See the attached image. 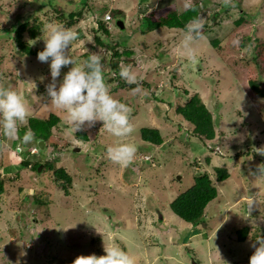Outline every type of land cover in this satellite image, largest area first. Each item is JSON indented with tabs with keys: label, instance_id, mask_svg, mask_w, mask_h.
<instances>
[{
	"label": "rangeland",
	"instance_id": "rangeland-1",
	"mask_svg": "<svg viewBox=\"0 0 264 264\" xmlns=\"http://www.w3.org/2000/svg\"><path fill=\"white\" fill-rule=\"evenodd\" d=\"M153 1L154 6L146 7L148 0H52L67 12L81 10L86 2L85 16L70 28L77 39L68 54L82 64L83 53L95 46L93 54L101 56L110 94L131 109L133 132L118 138L99 121L80 131L67 125L65 113L47 97L48 63L22 55L14 30L2 33L18 18L32 16L22 39L43 50V26L58 23L54 9L44 7L43 0H0V86L16 90L29 111L17 138L0 131V181L6 189L0 196V264H73L81 255H104L105 245L119 246L134 264H249L251 245L264 238V99L250 88L261 77L259 64L264 66V51L259 62L251 56L264 40V0H200L208 6L201 11V34L190 43L191 52L183 45L181 30L163 28L145 36L140 25L151 12L155 18L166 17L197 0ZM104 3L109 5L105 11ZM89 8L101 11L94 14ZM110 9L125 13L115 16L112 35L135 46V63L129 67L136 83L113 80L112 50L95 45V21ZM242 16L245 22L239 26ZM118 22H124L125 30ZM36 24L44 33L31 40L29 30ZM114 39L108 41L114 44ZM213 40H218L217 48ZM70 67L62 68L58 79ZM121 82L127 86L120 87ZM196 95L213 114L215 141L200 139L175 111ZM51 115L60 122L51 129L46 148H35L39 134L30 118L47 120ZM142 128L159 129L163 145L145 143ZM29 129L34 140L22 145L19 137ZM78 133H86L88 140H80ZM120 142L137 147L126 166L107 154L109 146ZM213 144L212 150L208 146ZM47 160L64 170L69 185L59 187L45 165L39 173L32 168ZM215 167L229 169L230 177L215 182L219 196L207 207V231L193 229L170 204L194 185L195 172L212 178ZM245 228L249 239L240 242L238 231Z\"/></svg>",
	"mask_w": 264,
	"mask_h": 264
},
{
	"label": "clouds",
	"instance_id": "clouds-1",
	"mask_svg": "<svg viewBox=\"0 0 264 264\" xmlns=\"http://www.w3.org/2000/svg\"><path fill=\"white\" fill-rule=\"evenodd\" d=\"M191 7V3L185 4V9ZM108 14L112 17L111 13ZM112 22L113 17L112 29H109L105 20L110 31L114 28ZM185 29L183 45L191 52L190 43L200 36L202 24L197 18H193L185 25ZM45 31L46 38H43L45 46L42 51H38L37 60L49 65L51 82L46 85L47 97L52 106L65 113V123L75 131H80L85 126L92 127L99 121L115 137H126L131 134L133 132V125L129 119L131 109L110 94L103 75L101 56L94 53L82 64H77L68 54L71 43L77 39V33L60 23L48 25ZM233 43H238V40H234ZM69 65L71 67L63 74L62 79H58L61 77L62 68ZM119 75L126 83L132 84L137 81L135 72L129 66L121 67ZM132 91L134 93L139 91V87ZM28 115V107L21 95L12 88L0 86V131L3 135L17 138L18 130L27 122ZM19 139L22 145L30 144L34 140V133L29 129ZM41 139L43 138H38L37 144H34L35 148H40ZM44 140L47 146L48 140ZM208 147L213 150L210 145ZM136 151V145L127 142L116 143L107 148L109 159L125 166L132 162ZM215 151L218 152V148ZM261 152L264 154V151ZM255 240L256 243L251 245L254 251L249 258V264H264V238L259 237ZM104 252V255L99 256L94 253L78 256L73 264H134L132 257L119 246L105 245Z\"/></svg>",
	"mask_w": 264,
	"mask_h": 264
},
{
	"label": "trees",
	"instance_id": "trees-1",
	"mask_svg": "<svg viewBox=\"0 0 264 264\" xmlns=\"http://www.w3.org/2000/svg\"><path fill=\"white\" fill-rule=\"evenodd\" d=\"M70 1L74 3V0ZM148 2L149 3H147L146 7L152 4L151 0H148ZM41 4L44 7L49 5L50 8H53L54 14H58V17H55V19L65 28H72L74 25H77V23H80L79 21H81L82 17L85 16V5L81 10L67 12L66 8H63L60 5H55V7L52 0H43ZM104 4L105 5L102 4V9L104 8L103 11H105V8L109 9V5L106 6L107 4ZM207 4L208 3H206L205 1L204 3H202V1L197 0L192 5V7L187 9L186 11L184 10L182 12H171L166 17L155 18L156 16L154 15V13L151 12V14L145 15L144 18L141 19L140 31L142 35L145 36L155 31L157 32L163 28L178 29L185 33V25L189 23L193 18H197L199 20L201 11L203 7L208 6ZM99 11H101V9L95 11L94 9L89 8L88 10V12L94 14H98ZM115 11L111 10V12L113 13V20L116 15L125 16V13L123 11H120V9H116ZM139 16H141V14H139ZM104 18L101 19V21H95L94 28L96 30V36L94 37V42L97 46L107 47L109 48V50H112V55L110 57L109 63L116 75V78L112 77V79L116 80L120 77L119 72L122 67L120 64L121 61L126 62L125 66L134 65L135 57L133 56L135 54V46L131 43V41H129L128 43L126 41L118 42L117 39H114L112 31L107 28V24L105 23ZM31 20L32 16L18 18L16 23L11 28H6L2 33H4V36H7L10 35V33L14 30V32H16L14 35V39L21 54L27 57H37L38 51L42 50L38 48H32L31 43H29L27 40L22 39V34L27 31V25H29V22ZM244 22L245 18L243 16L236 21L237 25L239 26ZM40 26L41 25L37 24L31 26L32 28H30L28 34L29 39L34 40L40 34H42L43 30H41L40 32ZM46 26L47 24L43 26V29H46ZM110 39H114V41H112L114 42V44L108 41ZM210 43L212 44V46H214V48H217L218 40H213ZM94 49L95 46H92V48L86 50L83 53L82 57L84 58V61H86L89 56L93 54ZM263 51L264 40H259L255 47V51H253V53L251 54L252 58L255 59V61L259 62L258 59L261 58V56L263 55ZM258 68L261 71V77L259 78V80L251 82L250 88L258 98L264 99V66L259 64ZM126 86L127 85L124 82L120 83V87ZM175 111L178 115L181 116V118H183L185 122L195 128L194 133L200 139L204 140L205 142H212L217 139L218 133L215 121L213 119V114L208 110L207 106L198 95L193 96L185 105H178ZM30 119V124L32 126L33 131H36V133L38 131L39 137H42L46 140L50 138L51 129L57 126L60 122V119L55 115H51L47 120L37 118ZM36 124L40 126L36 127ZM140 133L145 143H150L153 145H163L164 143V138L159 129L142 128L140 130ZM77 135L81 136L78 138L82 141L88 140L86 133H78ZM215 145L217 146V143H215ZM214 148L215 147L213 144V149ZM1 150L2 140L0 139V151ZM206 160L207 164L211 166V158H207ZM42 165H45L48 171L53 172V176L55 178L54 181L59 187H66V185L70 184L71 178L64 172V170L61 168L55 169V165L51 162H48V160L45 162L39 161L35 165H33L32 168H34L36 172L39 173L38 171ZM213 171V179L206 172H195L194 185L188 191L176 197L170 204V207L172 211L176 214V216L181 218L188 225H191L193 229L202 228L203 230L207 231V207L209 204H211L212 201H214L219 196V191L217 186L215 185V182H222L230 177V170L227 168L215 167ZM261 172L262 175H264V167ZM5 192L6 189L4 187V182L0 181V196L3 195ZM37 202L38 204L44 203L40 201V198H37ZM238 235V240L240 242H244L249 239L250 229H240L238 231ZM21 237L23 238V235H21Z\"/></svg>",
	"mask_w": 264,
	"mask_h": 264
},
{
	"label": "water",
	"instance_id": "water-1",
	"mask_svg": "<svg viewBox=\"0 0 264 264\" xmlns=\"http://www.w3.org/2000/svg\"><path fill=\"white\" fill-rule=\"evenodd\" d=\"M118 24H119V28L121 30L125 29L124 22H118ZM39 146H40L41 149H44L46 147V141L44 139L39 140ZM77 151H79V150L77 149Z\"/></svg>",
	"mask_w": 264,
	"mask_h": 264
},
{
	"label": "built area",
	"instance_id": "built-area-1",
	"mask_svg": "<svg viewBox=\"0 0 264 264\" xmlns=\"http://www.w3.org/2000/svg\"><path fill=\"white\" fill-rule=\"evenodd\" d=\"M106 22L108 23V27L109 29H112V25H111V20H112V17L110 14H108L105 18Z\"/></svg>",
	"mask_w": 264,
	"mask_h": 264
},
{
	"label": "crops",
	"instance_id": "crops-1",
	"mask_svg": "<svg viewBox=\"0 0 264 264\" xmlns=\"http://www.w3.org/2000/svg\"><path fill=\"white\" fill-rule=\"evenodd\" d=\"M169 1H172V0H169ZM147 3H149V2H147ZM151 3H152L151 6H154L153 3H155V2L153 0H151ZM145 5L147 6V4H145Z\"/></svg>",
	"mask_w": 264,
	"mask_h": 264
},
{
	"label": "bare ground",
	"instance_id": "bare-ground-1",
	"mask_svg": "<svg viewBox=\"0 0 264 264\" xmlns=\"http://www.w3.org/2000/svg\"><path fill=\"white\" fill-rule=\"evenodd\" d=\"M41 149V148H40Z\"/></svg>",
	"mask_w": 264,
	"mask_h": 264
}]
</instances>
